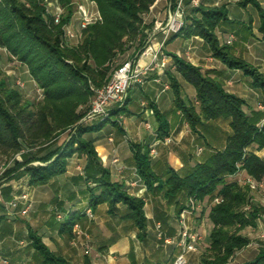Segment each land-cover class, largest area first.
<instances>
[{
    "label": "trees",
    "instance_id": "1",
    "mask_svg": "<svg viewBox=\"0 0 264 264\" xmlns=\"http://www.w3.org/2000/svg\"><path fill=\"white\" fill-rule=\"evenodd\" d=\"M89 1L96 5L99 17L83 27L76 39H67L63 27L72 20L76 0H57L62 10L59 22L48 11L47 0H0V48L26 65L42 90V98L31 102L0 79V156L9 160L20 154V160L14 158L3 176H26L28 184H45L66 171L72 156L83 155L86 162L80 178L94 184L86 188L88 206L94 209L106 203L108 212L130 221L142 240L146 237L144 206L148 195L155 197L154 218L162 224L168 218L164 205L174 206L179 215L185 206L183 202L190 197L197 202L206 199V217L211 228L201 264L228 263L237 250L249 245L242 230L256 227L264 213L261 205L251 202L249 184L230 178L243 171L256 182H264V154L256 153L264 150V112H246L243 98L226 91L215 77L173 54L175 70L194 88L197 103L195 106L185 102L178 80L170 76L175 95L173 109L181 113L201 151L193 163L185 162L179 170L169 167L158 174L149 156V147L133 144L132 162L146 186V194L144 197L129 194L122 183L111 180L93 141L86 137L110 121L116 123L111 120L112 115L124 112L125 106L112 109L110 117L103 120L81 121V118L93 96L91 87L108 82L113 71L128 60L117 62L127 51L133 49L137 55L142 52L152 29L144 16L156 0ZM166 1L174 6L177 0ZM249 3L259 12L258 30L264 38V10L256 0L239 1L241 6ZM190 4L191 0H184V25L174 36L201 37L215 58L229 68L249 74L253 86L264 87L263 75L234 56L229 45L220 44L217 38V27L228 20L225 8L190 7ZM185 6L189 8L186 10ZM153 108L158 121L157 136L163 139L169 134V124L165 115ZM218 120L226 123L228 131L214 126ZM2 190L8 199L10 186ZM216 197L219 202H214ZM81 217L72 212L61 221L55 219L62 230L70 233ZM6 220L0 204V228ZM28 238L42 264L64 262L48 250L35 232H30ZM242 264H264V239L253 257Z\"/></svg>",
    "mask_w": 264,
    "mask_h": 264
},
{
    "label": "crops",
    "instance_id": "2",
    "mask_svg": "<svg viewBox=\"0 0 264 264\" xmlns=\"http://www.w3.org/2000/svg\"><path fill=\"white\" fill-rule=\"evenodd\" d=\"M239 1L197 0V6H223L225 8L228 20L216 29L220 44L226 43L227 38L233 35L234 41L228 44L231 53L254 66L264 77V38L258 30L259 12L253 4L241 6ZM256 1L264 10V0ZM166 3V0H156L149 12L145 14L144 21L153 25L155 20H165ZM78 4H83L89 12L98 13L92 1L76 0L75 8ZM57 6V0H47L49 12L53 13ZM189 6H185L186 10ZM77 20L78 15L74 13L72 24H76ZM152 44L156 48L161 45L162 51L168 56L166 67L163 70L149 72L143 77L141 83L131 84L127 92L125 111L121 112L123 114L121 125L110 121L100 130L86 135L93 141L102 165L110 172L111 180L122 183L129 194L137 197L145 196L146 186L138 174L128 167L132 166L133 144L149 147L155 140L160 139L157 136L158 121L153 107L165 115L169 124V134L173 136V143H158L155 147L156 155L154 157L149 155L156 172L163 174L169 167L179 170L185 162L189 163L190 160V163H193L196 157L190 158L193 150H187V144L185 146L182 141L188 125L182 119L181 113L173 109L175 95L170 86V76H175L178 80L183 99L187 97L188 102H192L193 99L195 100V91L175 70L173 54L199 67L202 72L211 77H215L226 91L243 98L246 103L244 108L246 112L257 111V102L264 104V87L253 86L249 74H245L238 68H229L221 60L215 58L201 37L182 38L174 34L165 36L162 32H158ZM124 59H136L138 65L144 67L149 63L150 57L146 54L137 55L133 49H130L126 52ZM164 84L169 87L164 88ZM138 98L139 101H137ZM134 105H138L139 108L135 109ZM148 118L155 119L156 126L149 124V127H146L145 123H148ZM219 121L215 122V127H221ZM180 123H182L181 127ZM222 128L228 131L227 125L226 128ZM110 137L112 140H109ZM190 137L192 140L193 135ZM189 146L193 147L191 143ZM198 148L200 146L196 147L194 155L199 154ZM256 153L263 155L264 150ZM114 157L118 158L117 162H113ZM85 162L83 155L72 156L68 160L66 171L45 184L49 186L53 183L61 184L65 175H76L71 178L73 183L67 182L65 192L62 193L61 190L58 193L52 192L49 198L43 200V204L36 206L38 214L43 215L42 221L38 222V218H32V221L22 220L20 216L12 221L6 220L5 226L0 228V255L6 258L7 262L0 260V264H42L40 256L28 238L30 232H35L48 250L62 258L64 260L62 264H162L163 261H165L164 264H170L172 262L177 253L175 242L166 244L161 240V245H153V241L157 238L156 222L161 224L165 236L170 238L176 236L179 225L174 206H163L168 218L165 224H162L154 218L155 197L148 195L144 206L147 218L144 240L137 236V229L130 221L110 214L106 203L98 204L92 209L93 216L89 218L85 213L86 208L89 207V192L86 188L94 184L84 182L78 175L79 170H76L77 166L84 168ZM122 165L123 168H120ZM7 185L12 188L10 182ZM255 189L257 188H252L251 193ZM186 202L183 203L186 204ZM205 202L206 199L197 202L193 212L187 218L192 228H195L199 221L201 222L199 230L202 228L203 238L208 233L202 226H207V224L211 226L206 217L208 209ZM72 212L82 215L78 223L87 233V239L83 236L75 238L72 228L70 233L62 230L55 219L57 213L64 219ZM85 242L90 248L88 253L84 251ZM199 245L196 251L187 254V264H201L202 254H200ZM246 250L247 246L237 250L226 264H242L252 258L256 252V249L253 252H245Z\"/></svg>",
    "mask_w": 264,
    "mask_h": 264
},
{
    "label": "built area",
    "instance_id": "3",
    "mask_svg": "<svg viewBox=\"0 0 264 264\" xmlns=\"http://www.w3.org/2000/svg\"><path fill=\"white\" fill-rule=\"evenodd\" d=\"M193 6L197 5V0H191ZM184 0H177L174 6L168 3L166 10L165 20H155L151 31L148 33L145 45L142 49L141 55H148L150 57L149 63L144 67L138 65L136 60H126L119 65L112 73L108 82L100 87H91L94 92L93 98L90 101L87 112L81 118V121H92L95 119H105L110 115L112 109L117 108L123 103L128 89L133 83H141L144 76L153 70H163L168 62V56L162 51L161 45L157 48L153 46L152 41L155 38L156 33L162 32L165 36L168 34H174L181 30L184 25ZM62 13L59 5L56 10L52 13L54 15L55 22H59L60 15ZM78 15L76 24H72L70 21L63 27V34L67 39H76L79 36L80 30L87 24L95 21L98 17V13L89 12L83 4H78L75 14ZM234 36L230 35L226 43L230 44L234 40ZM167 84H164V88H168ZM257 108L264 112V104L257 102ZM146 127H149V123H145ZM109 140H112L110 137ZM172 142L170 136H165L163 139H157L149 146V155L154 157L156 155V145L158 143L169 144ZM201 151V148H198ZM14 158L20 160V154L17 153ZM0 162V204L3 205L4 212L8 221H11L17 216L26 215L31 209V200L28 193L25 191L13 193L7 200L3 198L2 184L3 174L5 170L10 166L13 159ZM118 158L114 157L113 162H117ZM38 162H34L37 164ZM79 172L83 170L82 167L78 166ZM82 173V172H80ZM244 183L249 184L251 188H261L264 186V182H256L250 176H244ZM214 202H219V198H214ZM197 201L193 198H189L184 208H182L180 214L177 217L178 231L174 238H170L164 235L161 224L156 222V237L162 240L164 243L175 242L177 247V253L175 254L170 264H187V254L197 250L198 245L202 239V234L192 228L188 222V216L193 212L196 207ZM86 215L91 218L93 216L92 209L87 207L85 210ZM56 219L61 221L62 215L57 214ZM73 235L75 238L83 236L85 239L88 238L87 233L81 228L78 222H75L72 226ZM85 253L89 252V246L87 242L84 243ZM0 260L4 263L7 262L6 258L0 255Z\"/></svg>",
    "mask_w": 264,
    "mask_h": 264
},
{
    "label": "rangeland",
    "instance_id": "4",
    "mask_svg": "<svg viewBox=\"0 0 264 264\" xmlns=\"http://www.w3.org/2000/svg\"><path fill=\"white\" fill-rule=\"evenodd\" d=\"M77 6L78 5H76V8H77ZM167 6H168V2L165 5V11L167 10ZM152 27H153V25H152ZM222 44H227V43H222ZM125 55H122V58L117 62H121L124 59ZM0 79H4L5 82H7V84L11 88L17 90L25 100H28L31 102H36L37 100H40L42 98V90L36 85L34 80L31 78L26 65L20 63L19 61H17L14 58H11L9 56V54L3 48H0ZM93 95H94V92H93ZM92 98H93V96H91V99ZM184 99L183 100L185 102L189 101L187 97ZM193 100L191 103H193V104H195V106H197V103L195 102V100L194 101ZM137 101H139V98L137 99ZM126 103H127V95H126L123 103L120 104L117 108H115V110L121 109L123 106L126 105ZM145 106H146V103H145ZM134 108L136 109L139 107H138V105L137 106L134 105ZM256 109L259 110L257 108V106H256ZM109 117H110V115L108 116V118ZM111 118H112L111 120H113V119L116 120V123L118 125H121L122 120H123V114L120 113L118 115H112ZM147 121L150 125L156 126L155 119L148 118ZM219 122L221 124V127L217 126V128L224 130L222 127L226 128V124L223 123L222 121H219ZM181 126H182V123H180V127ZM189 132L190 131L187 127V130L185 133L186 135H184L182 141H184L185 146L187 144V150H193L190 153L191 154L190 158H193L195 156L198 157L196 154L194 155V153L196 152V147H198V145H196L194 139L191 140L190 135H192V134H191V132L190 133ZM168 136H170L173 140V136L171 134H168ZM193 137H194V135H193ZM188 142H189V144L191 143L193 145L192 148H190ZM74 156H77V155H74ZM1 161H5V157L0 156V162ZM189 162H190V160H189ZM131 165L132 166L128 167V168L130 170H133L136 172V169L133 165V162L131 163ZM120 168H123V165L120 166ZM76 170H79L78 166H77ZM80 172H82V173H80ZM80 172H78V175L83 176V170H80ZM244 176H245V173H243V171H239L230 178L236 179V180H238L239 183L244 184ZM2 177H3V180L1 183L5 184L2 188L7 187L8 186L7 184L9 182L11 183L12 188H10L8 196L9 195L11 196L13 193H18V192H22V191H25L28 193V196L31 200V209L26 215L20 216V218H22V220H29L30 219L31 221H32V218H36V219L38 218V222H39V221H42V219H44V218H43L42 214H38L39 212H37L38 210L36 209V206L38 204H43V200H46L47 198H49V196H51L52 192L58 193L60 190L62 193L65 192V189H67L66 188L67 182L73 183V180L71 178L76 177V175H74V176L65 175V179H63L61 181V184L53 183V185H51V186L45 185L47 183L40 184V185L28 184L26 176H22L20 178H7L6 176H2ZM2 195H3V190H2ZM250 195H251V199H250L251 202L257 203V204L261 205L262 207L264 206V186L261 188H257L255 190H252V193L250 192ZM3 198H4V196H3ZM49 211H50V209H49ZM49 211H47V212H49ZM57 214H55V215H57ZM44 216H46V215H44ZM200 223L201 222L199 221L196 224L195 229L198 230L202 234V232H201L202 228H201V230H199ZM202 227H205V232L207 231L206 233H208L210 228H211V226L209 224H207V226L205 225ZM242 234L247 236L249 239V245L247 246V250L245 252H253L258 247L259 243L264 239V213L258 218L256 227H247V228L242 230ZM205 237L204 238L202 237V239L200 241V245H199V250L201 252L200 254H202L207 247V236H205ZM161 243H162V241L159 240L158 238H156V241H153V245H161ZM164 263H165V261H163L162 264H164Z\"/></svg>",
    "mask_w": 264,
    "mask_h": 264
}]
</instances>
